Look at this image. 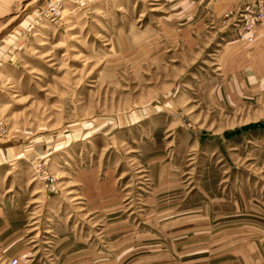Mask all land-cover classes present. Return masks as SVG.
I'll return each instance as SVG.
<instances>
[{
	"label": "rangeland",
	"instance_id": "rangeland-1",
	"mask_svg": "<svg viewBox=\"0 0 264 264\" xmlns=\"http://www.w3.org/2000/svg\"><path fill=\"white\" fill-rule=\"evenodd\" d=\"M261 227L264 0H0V264H243Z\"/></svg>",
	"mask_w": 264,
	"mask_h": 264
},
{
	"label": "crops",
	"instance_id": "crops-1",
	"mask_svg": "<svg viewBox=\"0 0 264 264\" xmlns=\"http://www.w3.org/2000/svg\"><path fill=\"white\" fill-rule=\"evenodd\" d=\"M256 232L252 230L250 241L246 235L243 250L239 249L235 252L245 255L243 264H264V227L260 228L258 234Z\"/></svg>",
	"mask_w": 264,
	"mask_h": 264
},
{
	"label": "built area",
	"instance_id": "built-area-1",
	"mask_svg": "<svg viewBox=\"0 0 264 264\" xmlns=\"http://www.w3.org/2000/svg\"><path fill=\"white\" fill-rule=\"evenodd\" d=\"M9 264H18L16 260H12Z\"/></svg>",
	"mask_w": 264,
	"mask_h": 264
}]
</instances>
